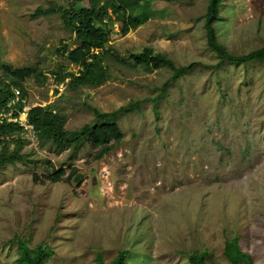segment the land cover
Segmentation results:
<instances>
[{
    "label": "rangeland",
    "instance_id": "374dc122",
    "mask_svg": "<svg viewBox=\"0 0 264 264\" xmlns=\"http://www.w3.org/2000/svg\"><path fill=\"white\" fill-rule=\"evenodd\" d=\"M72 3L0 0V60L39 74L24 83L26 113L53 105L74 131L94 120L93 107L142 103L117 121L122 140L102 159L88 142L57 150L29 123L12 135L25 157L0 169V264H20L17 239L53 248L46 264H109L122 250L127 264H190L194 251L230 264L224 246L235 237L251 264H264V60L219 63L204 25L209 0H143L141 25L111 28L107 80L77 85L66 75L81 67L63 52L79 45L75 32L59 10L33 15ZM215 27L232 54L263 47L264 0H224ZM145 47L193 65L173 80L170 67L129 58Z\"/></svg>",
    "mask_w": 264,
    "mask_h": 264
},
{
    "label": "trees",
    "instance_id": "16d2710c",
    "mask_svg": "<svg viewBox=\"0 0 264 264\" xmlns=\"http://www.w3.org/2000/svg\"><path fill=\"white\" fill-rule=\"evenodd\" d=\"M68 6L58 9L39 7L33 15L61 12L63 20L80 41L79 45L70 48L64 46V54L70 63L78 64L81 69L79 74L68 72L66 76L72 77L79 84L100 85L107 80L106 68L102 65L104 55L111 52V47L106 49L110 42V31L117 20L122 22V34H127L132 28L143 23L141 14L137 9L143 0H72ZM224 0H209L205 14V28L208 45L213 49L220 60L234 63H247L250 61L264 60V46L250 53L235 55L227 50V47L219 40L215 27L220 17V9ZM111 11V12H110ZM106 18H109L107 25ZM129 58L137 64H142L147 70L158 69L168 66L173 70L172 79H178L186 73L193 64L177 66L172 59L165 54L154 51L152 47H145L141 52L130 53ZM38 70L34 66H14L10 62L0 60V118L4 112L12 111L13 117H19L24 111L23 92L24 83L30 76H38ZM66 76L62 77L64 79ZM167 87V83L163 88ZM19 89L21 98H17L16 91ZM155 100V98H154ZM141 99L133 100L126 105L120 106L113 111H102L93 107L95 118L81 128L68 131L65 129V117L57 113L50 106H34L28 111V123L38 132L39 136L52 140L57 150L70 149L77 151L84 143H90L95 149V158L102 159L112 151L122 140V134L117 121L130 111L138 109ZM12 105V107H11ZM157 111V110H156ZM158 112V111H157ZM23 129L20 122L2 119L0 121V169L7 164H15L24 159L21 152L24 139L19 135L12 137ZM65 170H56L47 178L50 181H59ZM83 175H76L74 179L80 182ZM38 178L35 177V180ZM19 250L18 262L20 264H46V261L55 254V250L48 245L38 244L30 247L26 240L17 239ZM224 255L230 264H251L252 256L244 251L240 245V238L227 239L224 246ZM128 251L122 250L109 264H127ZM207 252L194 251L188 254L190 264H205ZM98 264H105L98 258Z\"/></svg>",
    "mask_w": 264,
    "mask_h": 264
},
{
    "label": "built area",
    "instance_id": "2783aa9c",
    "mask_svg": "<svg viewBox=\"0 0 264 264\" xmlns=\"http://www.w3.org/2000/svg\"><path fill=\"white\" fill-rule=\"evenodd\" d=\"M110 12H111V11H110ZM15 91H16V95H17V97L20 96V94H21L20 90L17 89V90H15ZM10 113H11L10 111H9L8 113L4 112V113L2 114V117L0 118V121H1L2 119H6V118L4 117V115H6V114H9V115H10ZM22 114L28 116V114L26 113L25 108H24V111L21 112V115H20L19 118H18V117H13V115L11 114L10 118H7V120H9V121H18V122H20L21 125H28V120H26L25 122H23V121L21 120V119H22V117H21ZM29 126H31V125H29Z\"/></svg>",
    "mask_w": 264,
    "mask_h": 264
}]
</instances>
